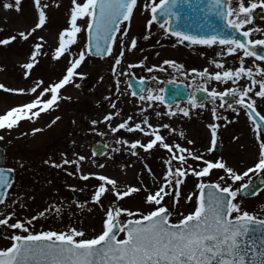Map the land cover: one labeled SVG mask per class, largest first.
<instances>
[{
  "label": "rangeland",
  "instance_id": "rangeland-1",
  "mask_svg": "<svg viewBox=\"0 0 264 264\" xmlns=\"http://www.w3.org/2000/svg\"><path fill=\"white\" fill-rule=\"evenodd\" d=\"M5 2H11V0H0V30H2L0 39L10 38L19 31H28L38 22V12L34 0H22L20 12L5 10L2 7ZM78 2H82V0H78ZM156 2L158 3L159 0ZM43 3L49 5L45 9L47 23L43 30H37L28 42L14 41L9 46L0 45V84L16 90L5 93L3 89H0V115L6 114L13 107L32 102L36 98V94L31 93L30 89L35 86L37 80L43 81L42 87L58 83L66 75L70 61L78 58L79 53L85 49L87 33L82 31L77 36V43L70 46L69 51L59 60H53L52 57L58 47L59 33L70 27L68 21L72 3L71 0H42ZM147 3L149 0H138L139 6L134 10L128 36L123 38L125 56L117 69V76L112 74L113 56L106 58L86 56L85 61L75 70L72 82L60 90L63 97L70 99H62L53 106V109L41 112L39 117H34V122L33 120L20 121L18 126L11 130H0V136H4V140L0 141V147L5 152L4 166L15 170L12 188L6 199L8 207L0 205V212L4 213V216H0V218H4L14 211L15 217L9 223H15L17 220L29 219L54 204L61 209V214L57 216L53 210L52 213L34 221L33 231L61 232L75 227L77 230H83L86 238H93L102 230L105 213L99 205L91 203V197L98 182L94 178L82 181L78 178L80 174H100L116 179L121 190H126L127 187L142 188V186H147L151 192L157 191L159 185L164 182L166 166L163 161L169 158V154L165 149L157 147L150 150L149 153L138 149V155L132 156L128 144L137 140L147 144L154 137H146L141 131L128 133L125 130H120L118 133H111L108 126L100 121L105 115H115L117 111L120 115L110 122L112 127H116L128 117H132L129 126L134 127L136 123H140L141 127L147 131L148 127L143 124V117L147 116L149 124L152 127L160 128V134L170 144L179 143L180 146L192 151L202 152L204 158L212 162L223 160L237 173H243L255 165L259 158L257 137L254 133V126L250 124L243 110H240L237 116L227 108V105L220 108L219 99L213 104L208 97L201 104L202 107L199 105L193 107L189 103L190 100L178 105L163 106L159 101H142L140 96H131L127 87V80L131 76L148 80V87L141 94L145 96L149 89L153 91V95H160L162 84L167 81L184 82L189 86L191 92L205 87L208 91L215 88L217 92H223L233 87L248 86L251 83L246 78L240 80L238 85H233L231 81L227 84L216 81L206 82L193 75V70L203 71L205 68L209 70L210 74L222 71L215 68L216 62L224 63L226 69L234 70L239 66V57L238 55L228 56L226 48L222 49V46L219 45L209 47L189 45L187 42L181 44L154 23L149 29L150 9L144 10V5ZM248 3L249 0H245V6H248ZM57 4L59 7L55 6ZM257 11L264 10H254L253 24L246 25L242 31L251 27L264 30V21L255 18ZM28 12L30 16H28ZM84 24V20L78 21V25L83 26ZM124 27L125 25H121L122 31ZM121 34H117V42L113 45L114 56L118 55L121 50L119 46ZM146 36L149 38L145 39ZM40 37H43L42 55L38 57L39 63L29 72L28 78H25L26 70L21 66L29 62V56L33 51L32 45L40 43ZM133 38L137 40V47L128 52L127 49ZM249 39H264V34L257 33ZM164 60H173L181 64L182 71L177 72L175 69L163 65ZM130 63H143L144 67L129 69L127 66ZM161 66L165 68V71L151 73L147 71L148 67L158 69ZM245 66L264 68V64L253 57L245 58ZM125 72L131 73V75H123L122 73ZM82 77H88L91 80L90 88L77 87L79 79ZM153 77L156 79L153 80ZM117 80L119 81L118 90ZM20 89H24L27 94H21L18 91ZM40 90L37 89L38 92ZM255 90H259L258 85ZM250 95L253 94L250 93ZM106 97L108 99H105ZM48 98H50V94L45 96L44 100ZM253 98L257 100V111L264 116V100L254 95ZM113 103L116 104L115 109L111 107ZM213 107L217 108L218 115L226 119L214 120L211 112ZM142 109H147V111L142 112ZM180 109L188 110L189 116L184 117ZM169 110L175 111L177 115L169 117L167 115ZM157 112L161 114L159 117L156 115ZM55 117H60V119L48 127ZM93 120L98 122L95 128L91 125ZM164 124L170 125L174 131L170 133L169 129H164L162 127ZM210 124L220 125L217 131V140L222 149L219 154L214 151L208 152L211 147V130L208 127ZM34 129H42V131L33 134ZM180 132L184 133V139L180 138ZM118 139H123L127 143L118 144L116 143ZM187 140H192L194 143L189 145ZM96 142H101L108 147L106 154L101 158L93 157L90 152L91 145ZM62 153L69 160L75 159L77 156L86 158L81 162L79 173L76 172L74 165L57 169L44 163L49 158H51L50 163H62ZM17 162L23 163L24 166L20 167ZM173 163L177 164L175 161ZM101 164L105 166L100 168ZM188 164L193 168L204 166L201 161H192L191 159L188 160ZM145 165L151 169L155 181L153 176L149 175ZM67 172H73L74 175L69 176ZM256 174H249L244 181L232 185L233 188H239L241 184L255 179ZM221 175H224L222 170H212L208 177L203 178V182H218ZM197 183V178L190 175L186 177L185 183L180 186L179 202L174 209V189H166L172 193L164 200L169 209L173 210L171 222L175 223L181 218L178 213L182 212L184 215H188L194 211L199 192L196 188ZM228 183L231 184V181ZM71 188H76L77 191L73 192L70 190ZM146 195L147 193L141 190L139 193L118 201L117 205L122 209L147 213L151 209L144 203ZM189 195H192L191 201L187 200ZM17 200L19 203H14ZM73 201L86 205V207L77 208ZM113 201H115V197L112 195L106 194V198H102L105 207ZM238 202L244 211L264 219V190L254 197L238 196ZM20 204H24L25 207H20ZM122 219H127V217H122ZM0 228L3 229V234L0 236V249H5L11 243L7 237L20 233L19 230H13L6 226H0ZM119 238L122 239L123 236L120 235Z\"/></svg>",
  "mask_w": 264,
  "mask_h": 264
},
{
  "label": "snow or ice",
  "instance_id": "snow-or-ice-1",
  "mask_svg": "<svg viewBox=\"0 0 264 264\" xmlns=\"http://www.w3.org/2000/svg\"><path fill=\"white\" fill-rule=\"evenodd\" d=\"M21 3L22 0H11V2L3 3L2 7L5 10L20 12ZM71 3L72 8L68 21L70 27L59 33L58 47L52 58L59 60L68 52L70 46L77 43V36L82 31L87 33L85 49L79 53L78 58L70 61L66 75L58 83L42 87L43 81L37 80L35 86L30 89L31 93L36 94V98L32 102L13 107L6 114L0 115V130H11L17 127L20 121L33 120L34 122V117H39L41 112L53 109V106L62 99H70L63 97L60 90L72 82L75 70L85 61L86 56H113L112 74L117 76V69L125 56L123 38L128 36L134 10L139 6L138 0H82V2L71 0ZM201 3L203 0L195 3L194 0H159L158 3L156 0H149V3L144 5V10L150 9L151 13L148 28L150 29L153 23H157L160 29L175 37L181 44L187 42L189 45L209 47L219 45L222 46V49L226 48L228 56L238 55L239 66L234 70L226 69L224 63L216 62L215 68L222 71L210 74L209 70L205 68L203 71L193 70V75L206 82L216 81L221 84L231 81L233 85H238L239 81L245 78L251 82L248 86L233 87L223 92H217L215 88L208 91L206 87L200 90L207 93V97L213 104L219 99L220 108L227 105V108L237 116L240 110L246 113L249 120L255 125L254 130L257 131V139L260 141L258 162L243 173H237L223 160L212 162L205 159L202 152L192 151L180 146L179 143L166 142V138L160 134L161 129L152 127L147 116L143 117V124L149 129L145 131L140 123H136L134 127L129 126L132 117H128L124 122L112 127L110 122L115 117H119L120 113L117 111L115 115H105L100 123H105L113 134L120 130H125L128 133L141 131L146 137H154L147 144H143L139 140L128 144L132 156L138 155V149H143L145 153H149L150 150L157 147L167 151L169 158L163 161L166 166L164 182L154 193L147 186H142V188L127 187L126 190H121L116 179L100 174H80L78 178L82 181L94 178L98 182L94 188L91 203L99 205L105 213L101 232L93 238H86L85 232L77 230L75 227L61 232L33 231L34 221L52 213L53 210L55 215L61 214V209L54 204L29 219L9 223L15 217L13 211L6 217L0 218V226L19 230L20 234L7 237L11 243L9 247L0 249V264H264V219L244 211L238 202V196L248 194V190L252 187L251 181L241 184L239 188L234 189L232 186L237 182L244 181L250 173L264 174V139L261 138L259 131L264 124V116L257 111V100L253 98L254 95L264 100V68L245 66V58L248 57L264 61V53L256 52L257 46H264V39H249L254 34H264V30L251 27L246 31H241L246 25L253 24L254 10H264V0H255V2L249 0L248 6H245V0H208L206 8L201 7ZM34 4L38 12V22L35 26L28 31H19L10 38L0 39V45L9 46L14 41L28 42L37 30L45 28L47 23L45 9L49 5L42 4V0H34ZM185 5L192 13L197 10L204 13L203 17L197 19L194 15L183 14L181 9ZM55 6L59 7L58 4ZM182 16L184 19L196 23L199 28L211 29L212 34L199 36L174 27V24L179 25ZM211 17L222 22V31L227 34H217V25L215 20L210 19ZM80 20L85 21L83 26L78 25ZM121 25H125L123 31ZM117 34H121L119 43L121 50L118 55L114 56L113 45L117 42ZM238 36H242L244 39L241 40ZM147 38L149 37L146 36L145 39ZM40 41V43L32 45L33 51L29 56V62L21 66L26 70L25 78H28L29 72L39 63L38 57L42 55L43 37H40ZM136 47L137 40L133 38L127 51L131 52ZM241 53L242 55H240ZM163 65H167L177 72L183 69L181 64L173 60H164ZM127 67L129 69L142 68L144 64L130 63ZM147 71L149 73L163 72L165 68L163 66L158 69L148 67ZM122 74L131 75L128 72ZM152 79L155 80L156 77ZM140 83L143 85L145 81L141 79ZM118 85L119 81L117 80V90ZM257 85L258 91L255 90ZM38 88L41 89L39 92ZM0 89H3L5 93L16 91L3 84H0ZM18 91L21 94H27L24 89ZM49 94L50 98L44 100V97ZM140 99L161 103L164 101L162 95H153L151 89L148 90L146 96L140 95ZM189 103L193 107L197 106L195 100H190ZM111 107L115 109L116 104L113 103ZM34 109L38 110L33 111ZM146 111L147 109H142V112ZM180 111L184 117L189 116L188 110L180 109ZM211 112L214 120L226 119L218 115L216 107H213ZM156 115L159 117L161 114L157 112ZM167 115L173 117L177 113L169 110ZM59 119L60 117H55L48 127L54 125ZM97 123L95 120L91 121L92 127L95 128ZM162 127L169 129L170 133L174 131L168 124H164ZM208 127L211 130V147L208 152L211 153L217 144V131L220 125L210 124ZM39 131L42 129H34L33 134ZM179 136L184 139L183 132H180ZM3 140L4 136H0V141ZM116 143L124 145L127 141L118 139ZM187 143L191 145L194 142L187 140ZM61 158L62 163H50L51 158L45 160L44 163L57 169L74 165L76 172L79 173L81 162L86 159L84 156H77L75 159L69 160L63 153ZM189 159L201 161L204 166L193 168L188 164ZM174 161L177 162L176 165H174ZM17 163L20 164V167L24 166L21 162ZM104 166L103 164L99 165L100 168ZM147 170L155 181L151 169L147 168ZM212 170H222L224 175L219 176L218 182H203V178L208 177ZM14 172V169L0 167V205H5V207H8L6 199L9 195L8 190L12 188L13 184L8 174H14ZM67 175L73 176L74 173L67 172ZM189 175L198 180L196 184V188L199 190L197 207L188 215H184L182 212L178 213L181 218L173 223L171 222L173 210H170L164 203L165 197L172 193L166 189H174V209L179 202L180 186L185 183V179ZM228 181H231V184ZM261 182L264 183V180ZM70 190L77 191L76 188ZM141 190L147 193L144 203L151 209L147 213L122 209L117 205L118 201L139 193ZM106 194L115 197V201L110 202L107 207L102 203V198H106ZM187 200L191 201L192 195H189ZM14 203H19V200ZM73 203L77 208L86 207L76 201ZM20 207L23 208L25 205L20 204ZM0 216H4V213L0 212ZM122 217H127V219H122ZM121 234H123L122 239L119 238Z\"/></svg>",
  "mask_w": 264,
  "mask_h": 264
},
{
  "label": "water",
  "instance_id": "water-1",
  "mask_svg": "<svg viewBox=\"0 0 264 264\" xmlns=\"http://www.w3.org/2000/svg\"><path fill=\"white\" fill-rule=\"evenodd\" d=\"M195 2H199V0H194ZM208 4V0H203V3H201V7L206 8ZM182 13L185 15H194L197 19H200L203 17L204 13L200 12L197 10V12L192 13L191 10H189L187 8V5L183 6V8L181 9ZM258 18H264V12H259L257 14ZM210 19L215 20V23L217 25V34L219 35H225L227 33H225L224 31H222L223 25L222 22H220L219 20H216L215 17H211ZM174 27H178L180 29H182L185 32H189L191 34L194 35H199V36H207L212 34V30L208 29L207 27L205 28H199L197 26L196 23H193L190 20H186L183 18H181L179 25H173ZM239 39L243 40L244 38L242 36H238ZM256 52L258 54L264 53V46H257L256 48ZM145 81V80H144ZM80 85L84 86L85 88H88L91 86V82L88 78H83L80 80ZM147 82L145 81V83L142 85L140 83V80H137L133 77H131L128 81V87L131 90V94L133 95V93H136V95L133 96H139L142 92L141 89L146 88ZM162 96L164 97V101L163 104L165 105H172L174 103L177 102H185L188 100L189 98V93L187 92V88L184 84L182 83H175V82H167L163 85L162 88ZM206 97V93L204 91L201 90H197L193 93V100L196 101V103H202L204 101ZM226 99H230V98H226ZM257 122H259L258 118ZM263 126V124H262ZM215 150L217 152L221 151V148L219 146V143L216 144ZM107 151V147L105 145H103L100 142H97L95 144H93L91 146V153L94 157H101L105 154V152ZM3 150L0 149V164L3 161ZM9 175V179L10 181L13 180V174H8ZM262 180L258 179L254 182H252V187L248 190V194L244 195L243 197H249L254 195L262 186ZM3 230L0 228V235H2Z\"/></svg>",
  "mask_w": 264,
  "mask_h": 264
},
{
  "label": "flooded vegetation",
  "instance_id": "flooded-vegetation-1",
  "mask_svg": "<svg viewBox=\"0 0 264 264\" xmlns=\"http://www.w3.org/2000/svg\"><path fill=\"white\" fill-rule=\"evenodd\" d=\"M259 131L261 132V130H259ZM261 138L264 139V134L262 132H261ZM257 141H258V148H259L260 141L258 139H257ZM258 175L263 176L262 174H258ZM262 208H263V206H262Z\"/></svg>",
  "mask_w": 264,
  "mask_h": 264
},
{
  "label": "bare ground",
  "instance_id": "bare-ground-1",
  "mask_svg": "<svg viewBox=\"0 0 264 264\" xmlns=\"http://www.w3.org/2000/svg\"><path fill=\"white\" fill-rule=\"evenodd\" d=\"M28 16H30V13L28 12Z\"/></svg>",
  "mask_w": 264,
  "mask_h": 264
}]
</instances>
